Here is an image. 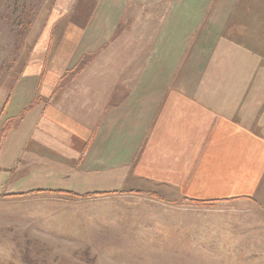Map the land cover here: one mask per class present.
Masks as SVG:
<instances>
[{
    "label": "rangeland",
    "instance_id": "374dc122",
    "mask_svg": "<svg viewBox=\"0 0 264 264\" xmlns=\"http://www.w3.org/2000/svg\"><path fill=\"white\" fill-rule=\"evenodd\" d=\"M93 15L97 21L88 19ZM52 24L54 41L41 54L43 73L68 28L80 33L95 27L89 39L95 48L75 52L77 63L56 74L62 88L83 71L79 85L108 70L117 78L116 105L137 91L136 77L155 86L170 80L171 87L196 92L264 137V0H0V145L20 118L7 112L40 96L42 85H31L26 66L31 29L53 30ZM73 69L78 73L68 77ZM11 179L0 175V186ZM135 194L120 204L123 211L106 214L124 223L115 228L36 229L29 223L5 229L0 248L7 246L8 253L0 251V264H264V189L248 200L199 203L162 190ZM30 212L57 221L66 209L54 202L0 206L11 220Z\"/></svg>",
    "mask_w": 264,
    "mask_h": 264
},
{
    "label": "crops",
    "instance_id": "0c3cea01",
    "mask_svg": "<svg viewBox=\"0 0 264 264\" xmlns=\"http://www.w3.org/2000/svg\"><path fill=\"white\" fill-rule=\"evenodd\" d=\"M98 17L88 19L97 21ZM51 26L53 30L31 29L34 45L26 66L34 76L31 85H42L40 96L36 93L32 104L7 112L20 118L5 132L0 145V175L13 178L0 186V206L54 202L66 212L58 213L57 221L40 212L12 220L0 214V238L5 229L29 223L36 229L115 228L124 223L112 222L106 214L123 211L120 204L136 198L137 192L162 190L203 201L248 200L260 195L264 137L196 92L171 87L170 80L161 79L155 86L147 77H136L137 91L116 105L117 78L108 70L79 85V79L85 78L83 71L62 88L56 74H62L69 63L70 69L77 63L75 52L95 48L89 43L95 27L80 33L68 28L43 73L41 54L55 37V26ZM70 74L73 78L76 71ZM74 87L80 89L76 98ZM40 97L49 98V103H42ZM31 191L36 193L25 194ZM77 214L80 217L74 219ZM2 250L8 253L7 246Z\"/></svg>",
    "mask_w": 264,
    "mask_h": 264
},
{
    "label": "trees",
    "instance_id": "16d2710c",
    "mask_svg": "<svg viewBox=\"0 0 264 264\" xmlns=\"http://www.w3.org/2000/svg\"><path fill=\"white\" fill-rule=\"evenodd\" d=\"M86 62H87V59L81 61V64H82V65H81L80 68L77 69V71H80V70L82 69V67L86 65ZM76 73H77V72H76ZM44 191H49V190H39V191H37V192H44ZM50 192H52V191H50ZM53 192H55V193H65V194H70L69 192H65V191H62V190H55V191H53ZM32 193H36V191H33ZM17 195H20V194H17ZM187 200H191V201H194V202H196V203H199V201H202V200H194V199H189V198H187ZM204 202H205V201H204Z\"/></svg>",
    "mask_w": 264,
    "mask_h": 264
}]
</instances>
